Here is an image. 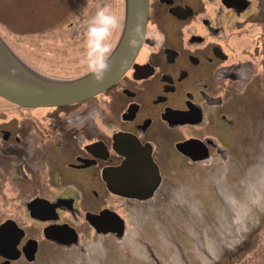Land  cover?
I'll return each mask as SVG.
<instances>
[{
  "label": "flooded vegetation",
  "instance_id": "obj_1",
  "mask_svg": "<svg viewBox=\"0 0 264 264\" xmlns=\"http://www.w3.org/2000/svg\"><path fill=\"white\" fill-rule=\"evenodd\" d=\"M122 5L120 38L127 0ZM85 32H73L83 40L76 50H84ZM109 91L121 100V129L110 139L95 134L89 111L74 113L84 102L51 108L49 123L39 113L47 108L0 107L21 120L0 124V264H50L57 251L85 252L80 223L97 236L118 237L99 232L89 218L116 214L126 229L110 197L133 206L148 201L116 195L104 180L136 147L159 169L154 195L175 162L182 170L223 157L222 132L254 122L255 97L264 106V0H149L139 53ZM112 218L101 228L114 229Z\"/></svg>",
  "mask_w": 264,
  "mask_h": 264
},
{
  "label": "rangeland",
  "instance_id": "obj_2",
  "mask_svg": "<svg viewBox=\"0 0 264 264\" xmlns=\"http://www.w3.org/2000/svg\"><path fill=\"white\" fill-rule=\"evenodd\" d=\"M122 2L0 0V37L35 73L56 82L76 80L90 72L82 59H75L78 54L84 57L85 47L74 48L83 40L74 39L73 32L87 30L96 11L110 6L120 20L110 38L112 54L121 40ZM13 106L0 99V107ZM83 110L89 111L87 119L92 120L95 134L110 139L121 129V100L115 92H104L73 109L74 113ZM39 113L46 116L47 123L54 120L51 108ZM252 115L253 123L244 120L230 135L222 132L225 158L185 163L182 170L175 162L167 169L166 182L145 203L133 206L110 197L109 208L126 223L122 237L97 236L90 226L79 222L85 252L80 250L82 246L73 254L57 251L50 264H264L262 98L255 97ZM16 118L21 121L16 113L0 112V124ZM15 123L13 120V127Z\"/></svg>",
  "mask_w": 264,
  "mask_h": 264
},
{
  "label": "water",
  "instance_id": "obj_3",
  "mask_svg": "<svg viewBox=\"0 0 264 264\" xmlns=\"http://www.w3.org/2000/svg\"><path fill=\"white\" fill-rule=\"evenodd\" d=\"M148 8L149 0H127L124 33L109 57L110 67L102 81L91 73L73 81L48 80L22 63L0 37V97L22 107L52 108L75 105L103 94L121 79L137 57L147 27ZM114 141L118 150V138ZM135 150L126 155L121 167L106 170L104 180L114 194L145 201L153 197L161 177L151 154L142 148ZM112 215L116 216L111 219L114 229H102L100 223L108 222ZM89 219L99 232L124 235V221L116 214L104 212Z\"/></svg>",
  "mask_w": 264,
  "mask_h": 264
},
{
  "label": "clouds",
  "instance_id": "obj_4",
  "mask_svg": "<svg viewBox=\"0 0 264 264\" xmlns=\"http://www.w3.org/2000/svg\"><path fill=\"white\" fill-rule=\"evenodd\" d=\"M120 26V20L110 6L98 9L95 16L88 22L85 32V55L81 63L97 81H102L109 70V57L112 52L110 38Z\"/></svg>",
  "mask_w": 264,
  "mask_h": 264
},
{
  "label": "bare ground",
  "instance_id": "obj_5",
  "mask_svg": "<svg viewBox=\"0 0 264 264\" xmlns=\"http://www.w3.org/2000/svg\"><path fill=\"white\" fill-rule=\"evenodd\" d=\"M71 81H73V80H71Z\"/></svg>",
  "mask_w": 264,
  "mask_h": 264
}]
</instances>
